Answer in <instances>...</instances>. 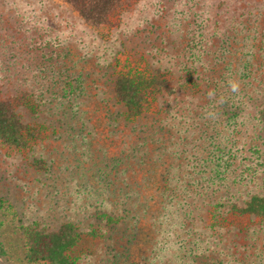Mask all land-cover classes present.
I'll list each match as a JSON object with an SVG mask.
<instances>
[{"label":"rangeland","instance_id":"1","mask_svg":"<svg viewBox=\"0 0 264 264\" xmlns=\"http://www.w3.org/2000/svg\"><path fill=\"white\" fill-rule=\"evenodd\" d=\"M139 63L173 93L128 121L113 79ZM0 88L23 94L38 140L0 142V264H46L24 234L64 223L73 264H264V222L228 214L264 193V0L128 1L99 26L60 0H0ZM160 175L177 198L154 194ZM150 194L148 253L125 230Z\"/></svg>","mask_w":264,"mask_h":264},{"label":"trees","instance_id":"2","mask_svg":"<svg viewBox=\"0 0 264 264\" xmlns=\"http://www.w3.org/2000/svg\"><path fill=\"white\" fill-rule=\"evenodd\" d=\"M60 1L75 11L84 22L99 26L104 24L111 12L118 9L120 5L136 0ZM167 92L173 93V88L172 90L170 89L167 73L161 71L159 68L153 70L148 67L143 68V65L140 63L123 68L115 74L113 79L115 99L123 106L124 118L128 121L140 118L148 119L149 115L154 116L156 114L155 106H158L159 98L165 96ZM23 99V94L14 95L0 88V142L8 148L21 152L31 150L32 146L38 141L37 134L31 124L20 115L19 104L21 102L23 104ZM262 124L264 126V117ZM146 160L147 156H144L142 165L143 163L144 165L146 164ZM133 162H129V165H133ZM160 176L164 182L161 188H167L165 186L167 179L162 175ZM153 178L154 175L150 173L143 174V180L146 182L151 181ZM155 191L154 194L158 195L159 193L160 196H163L162 198L166 196L167 199L168 195L169 198L172 195H175L177 198L175 189L161 190L158 188ZM129 193L130 196H135L137 201L141 196L140 192L136 190ZM152 199V194H150L143 200L144 202L142 201L134 209L126 207V211L131 213L132 220L127 222L131 224L127 226L125 232L129 236L136 237L142 232L144 238L142 245L145 244L148 253L151 252L153 245H155L152 235L155 234V231H158V227L161 225L160 221L163 210L160 207L161 201L160 206H152L149 202ZM168 202H171L170 210L175 207L174 201L168 199ZM228 214L234 218L253 217L264 222V193L249 196L242 206L233 202V204L229 205ZM213 217L216 218V215L214 214ZM24 235L26 258L32 263L73 264L74 260L71 258V253L79 241H81L79 233L71 223L61 224L56 229L43 228L35 232L29 230ZM124 236L126 237L125 234L122 237ZM136 240L137 238L133 241ZM148 261L152 264V261Z\"/></svg>","mask_w":264,"mask_h":264},{"label":"clouds","instance_id":"3","mask_svg":"<svg viewBox=\"0 0 264 264\" xmlns=\"http://www.w3.org/2000/svg\"><path fill=\"white\" fill-rule=\"evenodd\" d=\"M232 88H233V90L235 91V90H236V85L233 84V85H232Z\"/></svg>","mask_w":264,"mask_h":264}]
</instances>
